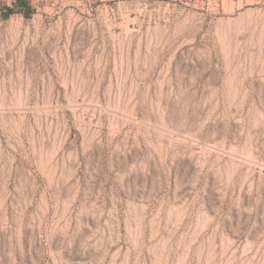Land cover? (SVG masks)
Returning a JSON list of instances; mask_svg holds the SVG:
<instances>
[{"label":"rangeland","instance_id":"rangeland-1","mask_svg":"<svg viewBox=\"0 0 264 264\" xmlns=\"http://www.w3.org/2000/svg\"><path fill=\"white\" fill-rule=\"evenodd\" d=\"M0 264H264V0H0Z\"/></svg>","mask_w":264,"mask_h":264}]
</instances>
